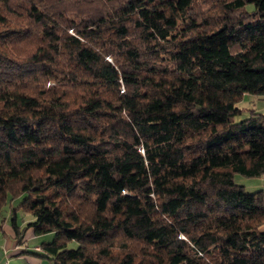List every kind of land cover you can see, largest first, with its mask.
<instances>
[{"label": "trees", "instance_id": "16d2710c", "mask_svg": "<svg viewBox=\"0 0 264 264\" xmlns=\"http://www.w3.org/2000/svg\"><path fill=\"white\" fill-rule=\"evenodd\" d=\"M247 93L264 0H0V210L55 264H264Z\"/></svg>", "mask_w": 264, "mask_h": 264}, {"label": "rangeland", "instance_id": "374dc122", "mask_svg": "<svg viewBox=\"0 0 264 264\" xmlns=\"http://www.w3.org/2000/svg\"><path fill=\"white\" fill-rule=\"evenodd\" d=\"M261 95L258 94H251V93H247L246 97L243 98L239 103L238 106H240L242 108V112L241 114H237V115H233L232 116V120L233 121H239L241 119H244L246 117H248L250 115L249 109L253 108L254 106H256L257 104L260 105V98ZM261 111V110H259ZM262 112V111H261ZM264 113V111H263ZM235 181L237 183L240 184H244L246 187V190H248L249 192H253L258 190V188L256 186H260V181L258 180V178L256 177H247L244 175H241L239 173L235 174ZM261 189V188H259ZM23 200V196H18V197H14L11 198L9 197L7 199L6 204L3 206V208L0 210V226L6 227V226H10L12 227V222L14 220V218H18L19 223L21 224L23 222V220L25 219L26 222L33 220L34 216L30 213L24 212L22 210V208H19V204L22 202ZM28 224V223H26ZM25 234V242H29L30 244V248L28 249V252H39L34 250L35 245L37 244H41L42 241H51L54 238V232H48V233H44V234H35L34 232L30 231H26V229L24 230V228H22V233L21 234ZM33 235V236H31ZM3 235H1L0 237H2ZM77 245V242L72 241L69 246L71 247H75ZM20 255L23 256V258L27 259V257L29 256H33V254H27V253H21ZM17 255L11 256L10 257V264H27V262L24 261H18V258L16 257ZM47 259V258H45ZM49 260V259H48ZM49 262L51 264H53V262L51 260H49Z\"/></svg>", "mask_w": 264, "mask_h": 264}, {"label": "crops", "instance_id": "0c3cea01", "mask_svg": "<svg viewBox=\"0 0 264 264\" xmlns=\"http://www.w3.org/2000/svg\"><path fill=\"white\" fill-rule=\"evenodd\" d=\"M245 97H246V94L243 96V98ZM259 98H260V105L257 104L253 108H255L257 111L261 110L263 112L264 111V95H261V97ZM256 178H258V180L260 181L259 183L260 186L258 185L256 187L258 189L259 188L264 189V175L256 177ZM14 221L16 223L15 225L17 226H14L13 224ZM30 221L26 222V220L24 219L23 222L20 224L18 221V218H15L12 222V227H10L9 225L4 228L3 226H0V236L3 235L2 236L3 238L0 237V264H10V261H11L10 257L14 255H17L16 257L18 258V261H24V262H27V264H51L49 262V260L51 259L44 255V251L41 248V244H37L33 246L34 250L39 251V252L29 253L28 249L30 248V244L27 241L25 242V234L24 233L18 234V228L22 230V228L27 225L26 223H29ZM30 230L34 232L32 227L26 228V231H30ZM21 253L33 254L34 257L29 256L27 257V259H25L23 258L22 255H20ZM53 264L55 263L53 262Z\"/></svg>", "mask_w": 264, "mask_h": 264}]
</instances>
